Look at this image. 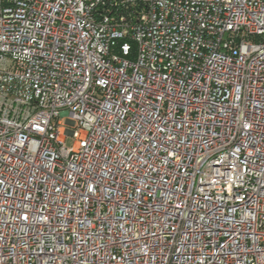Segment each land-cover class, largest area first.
<instances>
[{
	"label": "built area",
	"instance_id": "1",
	"mask_svg": "<svg viewBox=\"0 0 264 264\" xmlns=\"http://www.w3.org/2000/svg\"><path fill=\"white\" fill-rule=\"evenodd\" d=\"M0 264H264V0H0Z\"/></svg>",
	"mask_w": 264,
	"mask_h": 264
},
{
	"label": "rangeland",
	"instance_id": "2",
	"mask_svg": "<svg viewBox=\"0 0 264 264\" xmlns=\"http://www.w3.org/2000/svg\"><path fill=\"white\" fill-rule=\"evenodd\" d=\"M71 142H72V140L70 138H68L67 141H66V144L70 145Z\"/></svg>",
	"mask_w": 264,
	"mask_h": 264
}]
</instances>
